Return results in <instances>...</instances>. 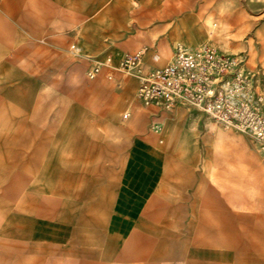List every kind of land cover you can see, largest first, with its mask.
Instances as JSON below:
<instances>
[{"label":"rangeland","instance_id":"rangeland-1","mask_svg":"<svg viewBox=\"0 0 264 264\" xmlns=\"http://www.w3.org/2000/svg\"><path fill=\"white\" fill-rule=\"evenodd\" d=\"M5 3L9 6L3 5ZM109 3H113V13L101 15ZM0 4L4 7L0 15L11 28L6 34L13 45L0 52V87L14 86L13 93L10 91L4 97L18 109L16 115L20 124L17 127L29 135V124L26 123L33 122L32 97L37 93H42L45 103L63 97L67 109L61 122L83 120L86 124L83 130L91 140L108 145L113 154L111 157L88 155L73 141L72 132L66 130L61 137L59 126H40L48 136V143L35 135L33 142L24 149L26 167L30 166L28 157L39 151L42 162L54 160L66 167L76 161L80 165L94 163L109 170L95 175L94 189L98 196L89 205L96 224L85 225L83 239L75 245L82 250L97 251V257L92 258L86 252L78 256L77 250L63 254L57 249L41 247L47 243L52 247L64 243L60 236L68 223L50 215H37L31 204L21 199L25 188L16 197L0 193V209L6 205L0 213V228L7 226L13 205L21 200L18 218L10 226L24 225L25 218L30 217V235L14 238L7 234L2 236L4 239L39 244L32 252L35 255L60 254L101 264H148L154 261L155 245H149L145 252L131 248L128 246L130 231L125 232L114 225L113 234L119 231L121 236L113 235L116 240H113V259L103 257L110 248V236L106 232L126 182L127 163L138 152L139 174L169 191L173 192L183 182L179 192L191 194L197 190L201 200L209 186L224 181L232 187L252 192L253 201L245 203L242 210L264 216V161L250 137L194 107L180 106L167 111L156 106L157 110L151 111L136 96L139 75L150 68L146 53L159 54L161 63L165 64L178 42L192 47L207 44L223 52H242L251 64L264 67V0H0ZM150 6L157 7L159 14L142 21L138 11ZM116 8L123 11L118 14ZM14 9L21 15L29 13L28 25L10 15ZM104 27H113L115 34H102ZM72 44L76 45L75 49L71 48ZM112 46L116 58L140 48L146 50L138 67L128 74L116 72V79H111L104 69L97 77H88L86 69L93 63L89 57L110 55L106 53ZM19 48L24 52L19 53ZM21 73L31 82H22ZM77 106L80 112L73 115ZM55 107L58 108L59 103ZM125 113L129 115L125 117ZM223 168L233 170V173L220 172ZM31 177L36 179L33 174ZM54 178L61 183L67 181L64 175ZM76 184L89 187L87 180L76 181ZM40 196L69 198L67 194L46 191L40 192ZM175 196L179 197L180 193ZM41 219L46 225L39 237L35 231ZM124 252L129 258L121 256ZM131 254L144 256L130 259ZM211 259L223 261L219 257ZM188 262L185 256L165 260L163 264ZM22 264L35 263L23 259Z\"/></svg>","mask_w":264,"mask_h":264},{"label":"crops","instance_id":"crops-1","mask_svg":"<svg viewBox=\"0 0 264 264\" xmlns=\"http://www.w3.org/2000/svg\"><path fill=\"white\" fill-rule=\"evenodd\" d=\"M3 5L9 6L8 3ZM2 8L4 7L0 4V10ZM115 11L120 14L123 10L116 8ZM101 12V15L113 13V3L107 4ZM138 12L142 21L159 14L158 8L152 6L140 9ZM10 15L21 24L28 25L30 22V15L27 12L21 15L14 9ZM10 29L7 21H3L0 15V52L2 53L9 46H13L6 34ZM124 33L125 31L121 35ZM102 34L113 35L115 29L104 27ZM22 51L24 52L21 48L18 49L19 53ZM106 54L113 56V46ZM120 58V56L117 58L113 56L116 63ZM145 58L150 67L148 70L164 65L161 63V56L153 51H148ZM20 79L22 82H31V79L22 73ZM13 87H0V193L16 197L25 188L21 199L29 202L31 209L37 215L41 217L50 215L68 223V226L63 228L64 234L60 236L64 243L53 247L47 243L41 247L46 250L57 249L59 253L63 254L77 250L78 256L82 255V252H86L90 257L95 258L98 256L97 251L82 250L75 245L81 243L86 229L85 225L91 227L96 224L94 212H91L89 205L98 196L94 189L97 183L95 175L108 173L109 170L94 163V165H80L76 161L70 162V165L66 167L54 160L46 159L42 162V155L39 151L28 157L30 166L26 167L24 165L27 154L24 153V149L33 142L35 135L44 138L43 142L48 143V136L40 126L46 128L59 126L60 136L64 137L66 130L72 132L73 141L88 155L111 157L113 154L108 145H100L91 140V137L83 130L86 125L83 120L71 121L68 124L61 122L67 109L63 97L45 103L42 93H37L34 97L30 95L33 99L31 115L33 122L26 124H29L31 134L28 135V132L21 131L17 127L20 124L16 115L18 109L4 97L10 91L13 93L15 90ZM57 103H59L58 108L55 107ZM147 108L151 111L157 110L156 106H147ZM9 112L12 113L8 114ZM72 112L73 115L79 114L80 107H75ZM139 155L138 152L127 163L126 182L117 198L116 211L110 217L108 231L103 230L110 236L111 241L110 248L103 255L104 258L113 259V240L116 241L113 235L121 236L119 231L113 234L114 225L125 229V232L130 231L128 246L131 248L142 249L143 252L149 245L156 246L154 261L148 264H163L165 260L185 256L189 261L188 264H264V216L255 211L242 210L245 203L253 201L254 194L252 192L241 187H232L224 181H217L208 187L201 200H199L200 194L197 190L191 194L179 192V188L183 187V182L174 188L173 193L169 191V188L139 174ZM47 156L50 157V154ZM174 162L176 163V161ZM174 171L178 172V168H175ZM232 171L223 168L220 172L228 174L233 173ZM32 174L36 176V179L31 177ZM62 175L66 177V182L55 181V176ZM80 180H87L89 187L82 188L81 185L76 184V181ZM185 189L188 191L187 186ZM43 191L67 194L69 198L42 197L40 192ZM177 193H180L179 197L175 196ZM22 203L20 200L13 205V214L7 218V226L2 225L0 228V264H22L23 259H29L35 264H101L82 257H65L60 254L35 255L32 252L39 244L4 239L2 236L7 234H11L14 238L29 237L30 217L25 218L24 225L10 226L17 220L18 210ZM5 206V204L2 205L0 213L4 212ZM45 225V220L41 219L35 231L36 236L41 237ZM139 226L143 228L136 230L135 228ZM109 229L112 231L110 232ZM121 256L129 258V254L126 255V252ZM143 256L144 254L141 256L131 254L130 259H138ZM217 257L222 258L223 261L216 262L211 259Z\"/></svg>","mask_w":264,"mask_h":264},{"label":"built area","instance_id":"built-area-1","mask_svg":"<svg viewBox=\"0 0 264 264\" xmlns=\"http://www.w3.org/2000/svg\"><path fill=\"white\" fill-rule=\"evenodd\" d=\"M145 50L127 53L117 63L111 55L89 57L93 63L86 74L95 78L106 69L108 77L116 79V72L128 74L135 70ZM136 96L144 106L167 111L190 106L202 111L250 137L264 161V67L251 64L246 54L178 42L164 65L139 75Z\"/></svg>","mask_w":264,"mask_h":264}]
</instances>
